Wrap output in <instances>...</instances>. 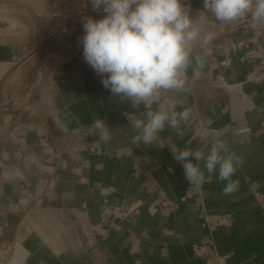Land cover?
<instances>
[{
  "label": "crops",
  "instance_id": "0c3cea01",
  "mask_svg": "<svg viewBox=\"0 0 264 264\" xmlns=\"http://www.w3.org/2000/svg\"><path fill=\"white\" fill-rule=\"evenodd\" d=\"M185 2L194 17L203 7ZM90 5L0 0V239L14 244L6 264H204L191 246L208 240L220 264H264V205L253 197L264 199V78L251 79L264 57V24L198 20L202 35L214 33L193 45V67L198 57L203 68L195 75L189 68L188 90L160 101L190 110L189 121L134 145L128 117L143 105L112 97L82 51L53 63L33 60L48 33L39 18L51 24L63 10L84 15ZM27 75L35 82L25 101L11 89L26 87ZM98 118L110 129L107 142L92 126ZM216 140L242 159L233 177L238 190L222 195L214 173L181 202L188 181L170 146L207 153ZM104 208L112 215L101 239L95 230ZM225 214L228 226L205 225L204 216Z\"/></svg>",
  "mask_w": 264,
  "mask_h": 264
},
{
  "label": "clouds",
  "instance_id": "9594fccd",
  "mask_svg": "<svg viewBox=\"0 0 264 264\" xmlns=\"http://www.w3.org/2000/svg\"><path fill=\"white\" fill-rule=\"evenodd\" d=\"M202 2V9L194 17L185 0H88L92 11L102 12L103 18H81L83 60L112 97L129 102L133 109L143 105L139 116L130 113L128 117L136 133L132 137L134 145L152 144L166 127L177 128L189 121L190 110L177 112L174 105L168 107L160 101L163 93L188 90L189 68L194 75L203 68L198 57L193 67V45L200 40L209 43L214 33L202 35L198 20L207 21L210 13L220 23L249 19L253 27L264 24V0ZM92 126L100 141L111 139L103 119H94ZM170 147L189 185L200 187L216 173L218 181L224 182L222 195L238 190L233 177L242 159L224 141L212 142L207 153L174 144Z\"/></svg>",
  "mask_w": 264,
  "mask_h": 264
},
{
  "label": "rangeland",
  "instance_id": "374dc122",
  "mask_svg": "<svg viewBox=\"0 0 264 264\" xmlns=\"http://www.w3.org/2000/svg\"><path fill=\"white\" fill-rule=\"evenodd\" d=\"M189 1V0H185ZM195 2L201 3L202 0H194ZM80 10H74L73 13L61 12V16L50 20L52 23L48 24L44 20L39 18L41 26L48 30V33L42 34L41 41H37L32 53L33 60L36 62L39 61H51V63L56 62L60 57L66 54H72L73 52L83 51L82 46L79 43V38L83 35V27L76 25V22H81L83 16H91L94 19L103 18V13L93 12L91 5L89 8L84 10V15H79L77 12ZM208 16L211 17V20H214V17L209 13ZM212 20V21H213ZM40 74L38 73V76ZM32 80H29V79ZM31 81L32 85L35 82V77L26 76L24 84L26 87L20 89V94L18 93L19 89H11V92H14L13 96L21 97L28 101L31 95H33V88L30 89L29 82ZM29 85V86H28ZM19 95V96H18ZM2 110L0 109V118L2 116Z\"/></svg>",
  "mask_w": 264,
  "mask_h": 264
},
{
  "label": "built area",
  "instance_id": "2783aa9c",
  "mask_svg": "<svg viewBox=\"0 0 264 264\" xmlns=\"http://www.w3.org/2000/svg\"><path fill=\"white\" fill-rule=\"evenodd\" d=\"M251 74V79L264 78V57H261L258 66L253 69ZM199 192L200 187L189 185L188 183L180 201L185 202L193 196L198 195ZM253 197L258 205H264V199H262L261 194L254 192ZM111 215L112 212L107 208L102 209L98 214L100 226L95 230V232L101 239H105L108 235V228L105 227V224ZM230 221L231 217L229 214L204 216L205 225L210 230L216 226H228ZM13 248L14 244L12 241L0 239V264H6L9 261ZM191 251L194 257L203 259L204 264H220V260L222 259V257L216 253L214 244L211 240H208L204 244L192 245Z\"/></svg>",
  "mask_w": 264,
  "mask_h": 264
}]
</instances>
